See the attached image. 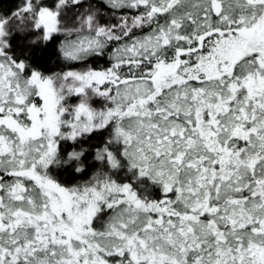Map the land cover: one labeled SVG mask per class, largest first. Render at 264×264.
Instances as JSON below:
<instances>
[{"label": "snow or ice", "instance_id": "6c2138e0", "mask_svg": "<svg viewBox=\"0 0 264 264\" xmlns=\"http://www.w3.org/2000/svg\"><path fill=\"white\" fill-rule=\"evenodd\" d=\"M0 264H264V0L0 11Z\"/></svg>", "mask_w": 264, "mask_h": 264}, {"label": "trees", "instance_id": "16d2710c", "mask_svg": "<svg viewBox=\"0 0 264 264\" xmlns=\"http://www.w3.org/2000/svg\"><path fill=\"white\" fill-rule=\"evenodd\" d=\"M21 0H0V11L14 10Z\"/></svg>", "mask_w": 264, "mask_h": 264}]
</instances>
